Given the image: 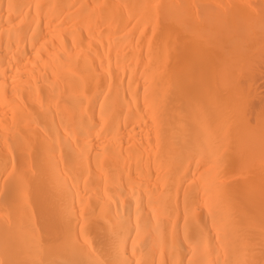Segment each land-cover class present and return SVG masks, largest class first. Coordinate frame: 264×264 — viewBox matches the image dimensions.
<instances>
[{
  "label": "bare ground",
  "instance_id": "obj_1",
  "mask_svg": "<svg viewBox=\"0 0 264 264\" xmlns=\"http://www.w3.org/2000/svg\"><path fill=\"white\" fill-rule=\"evenodd\" d=\"M0 264H264V0H0Z\"/></svg>",
  "mask_w": 264,
  "mask_h": 264
}]
</instances>
